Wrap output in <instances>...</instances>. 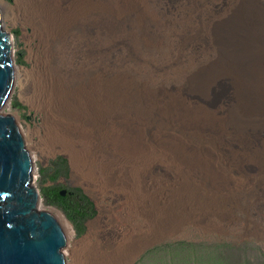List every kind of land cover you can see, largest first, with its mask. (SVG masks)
Returning a JSON list of instances; mask_svg holds the SVG:
<instances>
[{"label": "rangeland", "instance_id": "1", "mask_svg": "<svg viewBox=\"0 0 264 264\" xmlns=\"http://www.w3.org/2000/svg\"><path fill=\"white\" fill-rule=\"evenodd\" d=\"M106 1L0 0L13 59L25 67L20 75L15 73L10 106L1 114L12 115L21 127L34 161L33 185L42 197L39 208L55 215L61 211L76 239L88 234L90 221L99 215L104 234L108 228L124 233L128 223L140 227V244H155L133 264H264V199L257 196L264 189V176L254 185L262 183L261 187L253 191L230 175H219L220 185L218 174L199 172L160 149L154 156L155 134L162 131L163 121L155 113L152 95L155 88L176 79L163 68L172 29L161 25L154 32L151 21L132 23ZM250 3L264 9V0ZM97 98L100 103L93 102ZM51 116L57 118L56 127L49 130L41 124L43 117ZM142 128L149 144L144 162L129 150V138ZM64 145L82 151L76 169ZM60 157L66 159L67 171L53 180ZM103 157L112 169L108 189L99 168ZM50 185L80 188L91 199L94 212L85 219L82 232L60 207L47 202L42 191ZM114 187L132 189L142 213L136 211L138 206H116ZM71 242L67 236L66 264H99L102 250L93 252L92 261L89 244L78 243L70 250Z\"/></svg>", "mask_w": 264, "mask_h": 264}, {"label": "bare ground", "instance_id": "2", "mask_svg": "<svg viewBox=\"0 0 264 264\" xmlns=\"http://www.w3.org/2000/svg\"><path fill=\"white\" fill-rule=\"evenodd\" d=\"M250 1L107 0L106 2L108 6L117 5L119 11L122 10L121 18L131 17L132 23L139 21L145 24L151 21L154 32L156 27L161 25L164 29H172V33H168L171 43L166 49V67L163 64V68H168L166 70L174 74L176 79L161 84L162 86L155 88L152 95L156 103L153 102L155 113L163 121L162 131L158 130L155 134L154 156L160 149L171 158L185 160L190 168L199 172L216 173V176L218 174L216 179L220 185L223 181L219 180V175L221 178L230 175L235 183L243 188L257 190L262 183L256 187L254 185L264 176V9L255 7ZM131 11L134 12V17L130 16ZM48 14L50 13H45V16ZM0 24L1 39L11 44L13 57L11 35L3 29L1 12ZM139 37L143 39L142 36ZM13 65L15 81V73L20 75L25 67L18 66L14 59ZM10 98L5 107L10 106ZM99 99L93 102L100 103ZM47 117H43L41 125L49 130L54 129L57 118ZM0 123L14 124L34 167L33 158L16 119L10 114H1ZM138 131L140 132L135 133L134 136L131 134L132 137L129 138L130 142L133 141V146L132 148L130 146L129 150H131L130 154L135 153L137 161L144 162L149 157L147 147L149 144H146L143 128ZM57 138L60 137L57 135ZM65 147L64 150L76 169L83 153L74 146ZM106 162H108L107 158H101L99 168L102 181L108 189L107 179L111 176L112 169L105 165ZM94 172L99 179V174ZM114 188L113 190L111 188V195L118 199L116 206H138L135 210L142 213L140 208L142 205L138 201V204L135 202L132 189ZM87 189L94 195L89 186ZM261 192L257 196L264 199V189ZM67 193L66 188L60 192L63 196ZM29 196H35L37 212L48 214L58 223L65 239V245L58 248L64 264L66 259L63 249L67 246V236L69 241L72 240L70 250L78 243L89 244L91 253L97 251L96 249L102 250L99 264H133L155 244V242L140 244L142 229L131 223H128L124 233L118 228L115 231L108 228L105 234L102 233L100 230L102 215L90 221L87 235L76 239L72 224L61 211L57 210L55 215L49 210L39 208L42 197L33 183ZM124 211L122 209L120 216L123 219ZM90 259L94 261V253L90 255Z\"/></svg>", "mask_w": 264, "mask_h": 264}, {"label": "water", "instance_id": "3", "mask_svg": "<svg viewBox=\"0 0 264 264\" xmlns=\"http://www.w3.org/2000/svg\"><path fill=\"white\" fill-rule=\"evenodd\" d=\"M0 24V115L14 92L11 44ZM34 167L13 123H0V264H64L58 223L29 196Z\"/></svg>", "mask_w": 264, "mask_h": 264}, {"label": "trees", "instance_id": "4", "mask_svg": "<svg viewBox=\"0 0 264 264\" xmlns=\"http://www.w3.org/2000/svg\"><path fill=\"white\" fill-rule=\"evenodd\" d=\"M14 106H20V102L16 100ZM58 163L61 166L50 176L53 180L61 172L67 171L65 158L60 157ZM61 190L62 188L58 185H50L44 187L42 192L47 202L60 207L66 213L67 217L76 224L78 231L82 232L85 219L94 212L93 202L80 188L69 189L65 196L60 194Z\"/></svg>", "mask_w": 264, "mask_h": 264}]
</instances>
